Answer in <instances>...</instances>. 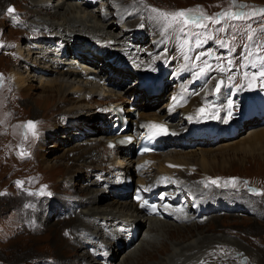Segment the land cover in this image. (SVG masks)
Here are the masks:
<instances>
[{
	"label": "bare ground",
	"instance_id": "6f19581e",
	"mask_svg": "<svg viewBox=\"0 0 264 264\" xmlns=\"http://www.w3.org/2000/svg\"><path fill=\"white\" fill-rule=\"evenodd\" d=\"M19 1H22L23 6L26 3V12L30 15V18L24 20L16 8L12 14L7 12L6 20H12L18 25L14 26L7 22L14 29L11 31L20 35H17L13 42H3L8 46L6 51L9 50L8 53L3 54H16L17 56L11 60L14 63V67H11L7 73L10 79V86H13L12 89L15 92L12 96L15 99L34 103L36 111L40 112V117L35 126L39 125L40 121L45 120L47 117L49 118L48 124L44 123V125L47 124V128L46 132L42 134L43 139H46L45 136L55 137L59 130L73 131L71 128H74L79 134L75 138V133L72 132L67 139L81 140L84 133L89 131L80 132V128H85L84 125H86V129H90L89 125L95 123H98L95 129L99 130L103 138L97 142L93 140L95 143L87 141L86 143L82 142L75 145L73 148L65 150L64 154L58 158L64 161L66 159L72 160V163H64V161L51 163L46 156L53 151L41 152L32 156L34 159L33 163L37 166L39 165L43 171L53 172L58 168H62L64 174H62L60 179H57L59 183L57 187L63 190H70V192L58 195L57 201L44 203L42 212L39 211L42 213L41 216L44 214V221L48 222L52 215L58 216L57 219H63L59 225L67 223L68 234L72 237L71 240L65 238L66 242L70 243L66 245L63 234H67V232L66 229L62 228L63 231H60L62 239L58 238L59 240L53 241L52 245H55V251L59 255L55 264H116L113 259L118 252L126 249V254L122 256L119 264H135L136 262L137 264H149L150 261L140 262L135 256L140 252H145L148 254V259H152L154 255L151 254L150 248L161 253L159 260L153 264H222V262L234 260V255L225 256L224 259H221L218 255L215 256L213 254V252L224 250L225 248L233 251L235 246H239V248H236L237 252L243 251L242 246L228 239L225 234H217L215 237L197 234L190 239L174 240L167 247H164L159 241L160 238L167 239V237H170L175 239L176 237H182V230L189 231L193 229L192 227L199 228L206 225L209 218L215 221L214 217L201 218L209 213L217 212L216 210L220 212L240 207L241 203L235 195H225L226 192L223 193V191L219 190L222 189L221 187L217 190L213 189V187L207 190L206 187L199 186L197 183L194 185L190 181L191 178L186 175L193 167H198L203 174H208L211 169H214L213 166L217 164L210 159V153L201 150L174 153L171 156L151 153L139 158L147 159L149 163L146 170L138 172L134 167L135 162L131 164L133 161L130 160L129 162L128 160V156L132 153L130 147L126 149L118 148L116 145L110 147L109 142H114L116 137L114 133V125L116 123V116L113 112L114 106L121 107L125 115L130 119V124L123 134L132 136L135 140L150 120H158L168 124L172 132L175 133H179L180 126L184 122H188L190 125H197L194 127L195 131L190 133L191 128H189L184 132L187 135L171 142L175 145H180L182 143L180 142L181 140L188 141L190 135H198V139L208 140L214 138L216 140L215 137L218 135L233 134L232 131L235 129L231 128L228 121H225V118L230 116L226 117L224 109L227 110L229 107L228 101L233 100L235 93H230L226 87H222L216 106L213 103L207 105L206 101L212 92V87H208V90L198 96H191L188 89L179 90V85V88L168 94L167 101L158 110L153 113L147 112L146 109L155 100V97L149 92L161 90L160 78H162L164 72L172 69L178 72L177 66L181 67L178 47L176 49L175 45L171 44L173 40H170L168 36L163 37L165 33H162L163 35L157 34L161 29L158 25L160 22H154L148 10V13L143 14L144 12L142 11L143 13H141L140 11L142 6L129 5L130 2H122L121 0H99V6L96 9L93 7L94 9L92 10H87L84 7L93 6V2L84 0H0V7L9 2ZM77 1H80V4ZM12 6L14 7V5ZM131 7L137 8L129 13ZM135 17H137L136 20H129ZM127 20L129 21V27L122 29L121 33L115 36L113 33H115V28L118 29V24ZM157 20L159 21L158 17ZM142 21L146 25L147 32H136ZM148 37H151V48L148 49L150 54L146 53L147 49L140 47ZM167 38L170 42L164 46L162 41L166 42ZM24 39L29 41V43L30 41L44 42V44L49 42L53 45L63 46L62 55L66 56L67 59H72V61H65V64H69V68L65 70L59 68L58 64L48 58V52L45 49L41 51L42 56L37 57L39 55L37 53L38 55L33 60L32 55L34 53L30 51V48L27 51L22 48L23 45L21 43ZM67 43H69V46ZM96 45L99 46L96 51H93L92 48ZM112 45L116 47L112 48V50L107 48ZM71 46H73L72 50ZM37 47L41 46L37 45ZM117 47H120V49H116ZM162 47L163 51L156 55L155 53ZM81 50L88 51L91 56L85 55ZM97 60L102 62V67L91 70L92 67H96L95 61ZM124 60L132 61L133 66H135V63L137 65H154L153 69L144 73L140 72L134 80L136 84L132 93L134 94L133 96H138L141 91L143 94L141 105H135L137 101V99L134 100L135 97L128 98L127 95L124 97L113 95V97L111 93L106 95L108 100L104 105L100 107L94 106L98 103L101 104V102H96L95 97L96 95L98 96L99 87L104 85V82L120 85L122 79L124 81V79L129 78L130 72L128 69L130 68L127 66L123 69L119 66L120 63H124ZM77 63L81 64L76 65ZM17 67H23L24 70L23 68V71L19 70ZM126 68L128 69L126 70ZM104 69L107 71L105 74ZM32 71L44 78H41V80L34 79ZM159 74L161 77H159ZM151 76H154V81L150 82ZM70 77L78 79L92 77L98 82L95 86L96 88H88L89 97L87 98L83 93L86 89L70 84L68 81ZM194 77H196V81L202 79L197 76ZM185 78L183 75L180 77L178 72L174 80H176V83H180ZM33 80L36 83L38 82V85L33 87V84H31ZM140 85H145V88H140ZM37 88L41 89L43 95L40 94V97L35 98L32 90ZM255 88L257 89L256 86ZM74 93H77V98L73 102L68 96ZM257 93L258 102L264 106V90ZM226 95L231 96L227 102ZM210 98L212 99V95H210ZM157 99H161V97ZM78 103H81L83 107L77 108ZM250 104L252 105L250 107L255 112L258 113L260 111L258 104L255 102ZM61 105L63 107L65 105L70 106L61 110L62 107L59 108ZM202 107H209L212 111L219 113L217 118L211 117V119H214L211 126H205L207 125L205 123L206 120H202L199 115V110ZM134 110H140L137 116H132ZM260 130L262 131L253 130L248 133L246 136L248 140L243 138L242 144L244 146H252V142L256 141L258 137L261 139L264 136V128ZM39 135L41 136V133ZM224 146L221 150L227 147L226 145ZM139 159H136V161ZM216 167L220 166L217 165ZM73 175L85 180H89L90 177L94 176L93 180H89L87 187L91 190L96 188V190L89 191L84 195L81 194V191L78 194L73 193L71 195V192L76 191L70 181ZM129 176H136L134 185L143 187V189H153L156 194L161 196L162 220L169 222H161V219L143 215L137 209V205L130 200L129 194L123 193L124 178ZM204 182H207V180ZM219 185L223 188L225 187V183ZM68 194L71 195L70 198L65 197ZM110 195L112 197L111 201L100 203L102 198H108ZM223 196H225V200ZM124 198H128V200L121 201ZM248 198L251 199L252 197ZM232 202L235 203L234 206ZM252 206L247 202L241 208L244 210L245 207L253 208ZM31 213L34 217V214L38 215L37 212ZM254 214L261 217L264 212L255 208ZM34 217L32 218L34 219ZM27 218L29 217L25 218L24 216L22 219ZM67 218H74V220L70 222ZM37 225V223H30V227L34 230L40 229ZM142 226H145L146 230L141 236L140 234L138 236V228ZM252 229H255L254 226H251ZM220 246L222 247L220 248ZM112 247H117L118 252L113 253ZM83 249L85 250L84 253L79 255L78 251L82 250L83 252ZM71 250L77 253L73 254L76 256L75 258L62 257L65 252ZM141 258L140 260H142ZM243 258L242 256L241 259ZM237 264L240 263L237 262Z\"/></svg>",
	"mask_w": 264,
	"mask_h": 264
},
{
	"label": "rangeland",
	"instance_id": "374dc122",
	"mask_svg": "<svg viewBox=\"0 0 264 264\" xmlns=\"http://www.w3.org/2000/svg\"><path fill=\"white\" fill-rule=\"evenodd\" d=\"M121 1L130 2L129 5L133 4L137 7L138 5L140 7L142 6L140 11L141 13L144 12L143 14L148 13L149 11L153 21L158 23L160 22L158 25L161 27V29L157 34L163 35L165 33L163 37L168 36L170 40H173V45L175 43V48L178 47V51H180L179 61L181 63V67L177 66V68L180 77L183 75V77L186 78L182 79L181 82L179 81L180 83H176L175 81L172 84L173 79H175V76L178 73L174 69L166 73L165 79H167V81L169 80L168 78L170 77L171 73V78H173L170 79L167 84L162 76V78H160L161 90L158 91L159 95H153L155 100H153V102L150 104V107L146 109L147 112L153 113L158 110V108L167 101L169 96L168 94L173 90H176V88H179V85V90L188 89L191 96H198L202 92L208 90V87L211 88L219 76L223 77L224 79V88L226 87L227 91L230 93H235V96L231 101H228L229 96L227 98L226 95L225 98L226 102L228 101V106L229 103H231L232 106L228 107L227 110L224 109V111H226V117L230 116L225 118V121L231 123V128L233 127L235 129L232 131L233 135H219L216 137V140H214V138H210L208 140L196 139L198 135H190L188 141L181 140L180 142L182 143L180 145L167 142L166 145H164L155 155L167 154L171 156L174 153H188L194 150L207 151L211 154L210 159H212L213 163L219 165L220 167H216L217 165L213 166L214 169H211L208 174H203V172H201L198 167H193L192 170L186 175L191 178L190 181L194 185L197 183L199 186L206 187L207 190H209L211 187H213L215 190L221 187L222 189L219 190L223 191V193L226 192L225 195H235L238 197L241 205L237 209L230 208L229 210H222L220 212L216 210L217 212L209 213L205 215L206 217L204 216L201 219L214 217L216 222L213 221L212 218H209L206 225H203L199 228L191 226L193 229L189 231L182 230V237H176L175 239L170 237H167V239L160 238V244H163L164 247H167L168 244L174 240L190 239L197 234L209 235L212 237L217 236V234H225L228 239L235 241L240 246H242L243 251L237 252L236 248H239V246H235L233 251H229L225 248L224 250L213 252L215 256L218 255V257L221 259H224L225 256L230 257L234 255V260L232 259L231 261L225 263L222 262V264H237V262L240 264H264V215L260 217L254 214L255 208L264 212V136L261 139L258 137L256 141L252 142V146H244L242 144V141L248 140L246 138L248 133L252 132L253 130L262 131L260 129L264 128V106L258 102V97H256L258 94L257 92L264 90L262 89L264 88V77L259 75L261 71H264V11H261V9H264V0H236V4L249 6L243 9V11L249 15L243 19L218 17L221 18L222 21L217 19L216 14L219 13V11H232L230 9L233 5L231 0ZM21 2L22 1L9 2L3 5L4 8L0 7V45L2 44L0 46V73L2 74L0 77V264H55L56 261H58L57 257H59V255L55 251V245H52L53 241L62 239L60 237V235L62 236L60 231H63V229H66L67 232V234H63L66 245L68 241L66 242L65 238L71 240L72 237L70 234H68L69 228L67 227V223L59 225L63 219H57L58 216L52 215L47 222L44 221V214L41 216L42 213L40 212H42V208L45 205L44 203L50 201L52 202L54 200L57 201V198H59L58 195L70 192V190H63L62 188L57 187L59 184L57 179H60L62 174H64L62 168H58L53 172L43 171L39 165L37 166L33 163L34 159L32 156L41 152L44 153L47 151H53L52 153L47 154V160L51 163L60 161L63 162V159L59 160L58 158L64 154L65 150L73 148L75 145L81 144L82 142L86 143L87 141H91L92 143H95L103 138L99 130L95 129V126H97L98 123L90 124V129H86V125H84L85 128H80V132L89 131L84 133V136L82 137L83 139L81 140L67 139V137L69 138L72 132L75 133V138L77 137V134H79L74 128H71L73 131L59 130L55 137L51 138L45 136L46 139H43L42 134L43 132H46L49 120L48 117L45 120L40 121L39 125L35 126V131L37 133L35 136L32 134L31 129L25 127L27 121L37 122L38 118L40 117V112L36 111V107L34 106L33 102L15 99L12 96L15 92H13V86H10V79L7 73L11 67H14V63L11 60L17 56L16 54H3L9 52V50L6 51L8 46L3 42H13L16 36L20 35L19 33L12 32L11 30L14 29H12L8 23L10 22V24H13L14 26L18 25L12 20H6L8 7H13L12 5H14V10L16 8L18 10L17 12L21 13L24 20H28L30 18V15H28L26 12V3L24 2L26 6L25 7ZM77 2L80 4V1ZM98 4L99 3H96L93 6H85L84 8L87 10H92L94 8L96 9L99 6ZM126 5L129 6L128 4ZM137 7H131L129 13L133 12V10ZM153 9H157L159 11H153ZM233 9V12L237 10L234 6ZM179 10H192L193 14L200 16L202 13L203 16L210 19L201 21L203 22L202 24L206 25L203 28H197L196 26L190 24L188 26H184L183 23L172 24L169 26V21L160 15L161 12L173 13ZM157 17L159 21L157 20ZM136 19L137 17L131 18L129 20ZM143 22L144 21L140 22L138 31L136 32H147L146 25ZM224 25H227V30H225ZM128 27L129 21L127 20L118 24V29L115 28V33L113 34L117 36L121 33L122 29L124 30ZM181 28H184V30L181 31ZM32 37H30V39H32ZM249 37H251V39H249ZM170 40L168 38L166 39V42L163 40V45L166 46ZM30 43L24 39L21 43L23 46H21L26 51L30 48V51L34 53L32 55L33 60L38 54L39 55L37 57L42 56L41 51L45 49L48 52V58L54 60L56 63L58 62L57 64L59 68H63L64 70L69 68V64H63L65 63V59L63 57H56L55 53H57V50L55 45L48 44L47 42L44 44V42L38 43L30 41ZM37 45H40L41 47H37ZM115 47L116 46L112 45L107 48L112 50V48ZM140 47L142 49H147L146 53L150 54L148 49L151 48V37H148ZM118 48L120 49V47H117L116 49ZM162 49L163 47L155 54H160L163 51ZM227 49H230L231 54H228L224 51L217 53L218 50ZM197 56L200 57L199 60L196 59ZM208 56H213L214 58L216 56L215 66L210 69L205 63ZM153 61L155 60L153 59ZM127 63L132 64L133 62L124 60V63H120L119 66L125 69V67H127ZM80 64L77 63L76 65ZM136 64L134 65L136 66ZM95 65L96 67H90L91 70H95L97 67L101 68L102 62L97 60L95 61ZM149 65L150 64H138V66H136L138 70L136 71H131L130 69L126 68V70L128 69L130 72L128 76L129 78L124 79V81L122 79L120 85H115L112 82L107 81L104 82V85L99 87L98 96L96 95L95 97V100H97L96 102H101V104L98 103L94 106L100 107L104 105V103L108 100L106 95L111 93L112 96L114 95L124 97L127 95L128 98L135 97L134 100L137 99L135 105L140 106L143 100V94L140 91L138 96H133L134 94L132 93V90L135 88L136 84H133V81L138 77V75L135 78L134 76H136V72L139 70L144 73L145 71L154 68V65ZM17 68L22 70L23 67ZM202 68L206 69V71L202 75L197 76L196 73L200 72ZM221 69H223V71H221ZM105 73H107L106 69H104V74ZM32 74H34V76H32L34 79L36 78L37 80H41V78H44L36 72L33 73L32 71ZM253 75L256 77L254 80L252 79ZM194 76L202 79L196 81V77ZM155 77H157V75H155ZM159 77H161L160 74ZM89 78H86V80L70 77L68 81L70 84H74L76 87L86 89L83 91V93L88 98V88H96L95 86L98 82L92 79V77ZM150 79V82L154 81V76H151ZM31 84H33L34 87L38 85V82L36 83V81L33 80ZM163 89L164 98L162 97ZM32 93L34 94L35 98L38 96L40 97V94L43 95L40 88L32 90ZM76 96L77 93H74L70 94L68 97H70V99L74 102L77 98ZM158 96L161 97V99H157L159 98ZM206 102L207 105L212 103L210 95ZM249 102H255L259 105L260 113H258L260 119L259 117H253L254 119L252 118L251 121L247 120V122H250L249 124L243 125L244 123L238 119V121L234 120V118H238L239 114L244 112ZM78 104L76 106L77 108L83 107L82 104ZM249 105L252 106L251 104ZM69 106L70 105H65L63 107L61 105L59 108L62 107V110L63 108L65 109ZM208 108L202 107L201 109L204 111H200V109L199 115L202 120H204L203 117L205 116V119H207L208 122H213L211 117L214 118L217 112L212 111L211 108L208 110ZM230 109L232 111L234 110L235 113L231 114L232 111L231 113H228ZM44 123L47 124L44 125ZM194 125L196 124L190 125L188 122H184L180 126L181 129L179 131V138H181L180 135L189 128H191L190 133L195 131ZM211 125L212 123H209L205 126ZM39 133H41V136ZM185 135L187 134H184L182 137ZM222 136L224 137L222 138ZM93 140L96 141L94 142ZM224 145L227 147L221 150V148L225 147ZM128 157L132 159V161L134 160V158H132V154H130ZM130 159H128L129 162ZM71 161L66 159L64 163H72ZM73 178L70 181L76 191L71 192V195H73V193L78 194L79 191H81V194L84 195L89 191L96 190V188H92L91 190L89 187H87L89 185V180H93L95 178L94 176L90 177L89 180L80 179L74 175ZM232 178H236L234 184L230 182ZM206 180L207 182H204ZM212 180H217V184H212ZM17 181H20L21 183L17 184ZM221 183H225L224 188L219 185ZM42 191L43 193H50L51 195H39V193H42ZM70 194L65 197L70 198ZM248 197L252 198L250 199ZM223 198L225 200V196H223ZM111 200L112 197L110 195L108 198H102L100 203H107ZM125 200L127 201L128 198H124L123 200L121 199V201ZM247 202L253 205V208L245 207L243 210L241 206ZM232 205L234 206L235 203L232 202ZM31 212L38 213V215L34 214L36 218ZM24 216L25 218H29L22 219ZM32 217H34V219ZM67 220L72 222L74 218H67ZM161 222L166 223L169 221L161 220ZM30 223H37V226L40 229H32L30 227ZM251 226H254L255 229L251 230ZM145 230V226H142L141 228L139 227L137 235L139 236L140 234L141 236ZM221 247L222 246H220V248ZM126 250L118 252L117 247H112L113 253L118 252L117 256L113 259V262L119 264L122 256L126 254ZM150 250L151 254L154 255L152 259H148V254L145 252H140L141 254L139 253L135 257L140 262L150 261L149 264H153L159 260L161 253L152 250V248H150ZM84 251V249L83 252L82 250H79L78 254H83ZM73 254L77 253L75 251L73 252L72 250L67 251L62 257H70V259H73L76 257ZM242 256L244 257L243 259H241ZM140 258L142 260H140ZM135 264H137V262Z\"/></svg>",
	"mask_w": 264,
	"mask_h": 264
},
{
	"label": "snow or ice",
	"instance_id": "6c2138e0",
	"mask_svg": "<svg viewBox=\"0 0 264 264\" xmlns=\"http://www.w3.org/2000/svg\"><path fill=\"white\" fill-rule=\"evenodd\" d=\"M233 6L237 9L236 11H228V12H221V13H217L216 16L217 17H227L229 19H243L246 18L249 14L245 13L243 11L244 8L249 7L248 5H242V4H236V0H231ZM199 7V6H198ZM14 8L13 7H8L7 12L9 14L14 13ZM153 11H159L157 9H153ZM261 11H264V9H261ZM192 10H179L173 13H163L161 12L160 15L163 16L167 21H169V26H171L172 24H180L183 23L184 26H188L189 24L194 25L196 27H204L205 25L201 23V21L205 20V19H210L208 17L203 16V14L201 13L200 16H195L192 15ZM254 14V13H252ZM213 22H217V21H213ZM184 28H181V31H183ZM249 39H251V37H249ZM197 60L200 59L199 56L196 57ZM247 59V57H246ZM206 63V62H205ZM206 71V69L202 68L200 70V72H197L196 75L200 76L202 75L204 72ZM221 71H223V69H221ZM247 75V74H246ZM259 75L261 77H264V71H261L259 73ZM256 77L255 75L252 76V79L254 80ZM222 81H218L216 83V91L220 90V87L222 85ZM231 103H229V107H231ZM200 111H204L203 109H201ZM231 115V114H229ZM37 122L35 121H27L25 127L29 128L32 130V134L35 136L37 135L36 131H35V125ZM150 127L152 129H156L158 130L157 134H168L167 133V129L164 128L163 125L160 124H151ZM110 147L112 145H109ZM236 178H232V180L230 181L231 183L234 184ZM20 181H17V184H20ZM212 184H217V180H212L211 181ZM41 194H47V195H51L50 193H42ZM142 207H144L145 205L141 204Z\"/></svg>",
	"mask_w": 264,
	"mask_h": 264
}]
</instances>
